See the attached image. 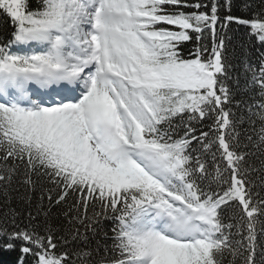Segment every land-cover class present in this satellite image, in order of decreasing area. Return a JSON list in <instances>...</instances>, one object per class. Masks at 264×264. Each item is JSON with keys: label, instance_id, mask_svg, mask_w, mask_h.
<instances>
[{"label": "snow or ice", "instance_id": "1", "mask_svg": "<svg viewBox=\"0 0 264 264\" xmlns=\"http://www.w3.org/2000/svg\"><path fill=\"white\" fill-rule=\"evenodd\" d=\"M242 7L0 0V264H264V0Z\"/></svg>", "mask_w": 264, "mask_h": 264}, {"label": "trees", "instance_id": "2", "mask_svg": "<svg viewBox=\"0 0 264 264\" xmlns=\"http://www.w3.org/2000/svg\"><path fill=\"white\" fill-rule=\"evenodd\" d=\"M189 3H204V4H211V0H188ZM233 2V8H232V12L228 13L225 11V9L221 8L219 14L220 15H234V16H238L241 18H250L251 17V12L250 11H246L243 9V4L244 3H250L253 4L254 6H256L257 8L260 5V0H232ZM220 4L224 3V0H219ZM195 9H185V11H194ZM205 9H201V11H204ZM10 31V26L5 23L3 17H0V32H4L7 33ZM228 34L231 35L233 37L232 41L229 43V51L231 52L233 48H235V57L233 59V63L236 65L233 69L232 72L234 73V75L236 77H239V81H240V87L237 88V86L235 84L232 83V81H229V87L231 91H234L235 95H234V101H243L245 99H248V96L250 95L249 92L245 91L243 86L245 84V74L243 72V65L242 62L240 60V57L242 56V50L239 48V44L240 43H245L247 41V29L245 28V26L243 25H238L236 23H230L228 25ZM189 47H191V44H189ZM253 53H255V49H252ZM250 75V74H249ZM235 110V109H234ZM243 128H248V125L245 124L242 126V130ZM207 130V129H205ZM251 134V133H249ZM242 135H243V131H242ZM253 162L259 166V160L257 158H253ZM253 176L254 179H256L258 181L259 172H254L251 174ZM20 191H23V189H21ZM11 195L13 196V200H12V204L11 207L16 208L17 211H19L22 207L25 209V212L27 210V206L24 205L22 202H19L17 199H15V197H17L19 195L18 192H13L11 193ZM33 196V202H35V200L38 198L39 196V191L33 192L32 193ZM7 205L4 204V197L3 194L0 193V215L3 214V212L6 210ZM226 207V206H225ZM54 213L58 212L59 209L58 207L53 208L52 210ZM54 224H60L61 220H53ZM106 224L110 225V222H105ZM93 246L95 244V242L93 241ZM257 244L261 245L264 244V235H260L258 233L257 235ZM70 247V246H68ZM259 250V248H258ZM226 260L231 259L230 256H226L225 257Z\"/></svg>", "mask_w": 264, "mask_h": 264}]
</instances>
